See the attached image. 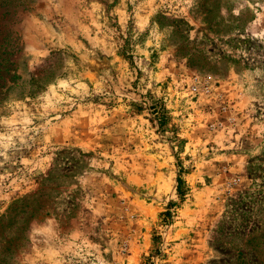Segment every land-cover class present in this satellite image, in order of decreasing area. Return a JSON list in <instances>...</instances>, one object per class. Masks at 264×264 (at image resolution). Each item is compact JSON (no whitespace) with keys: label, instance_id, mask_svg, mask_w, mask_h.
I'll return each instance as SVG.
<instances>
[{"label":"rangeland","instance_id":"374dc122","mask_svg":"<svg viewBox=\"0 0 264 264\" xmlns=\"http://www.w3.org/2000/svg\"><path fill=\"white\" fill-rule=\"evenodd\" d=\"M24 199L0 264H264V0H0Z\"/></svg>","mask_w":264,"mask_h":264},{"label":"trees","instance_id":"16d2710c","mask_svg":"<svg viewBox=\"0 0 264 264\" xmlns=\"http://www.w3.org/2000/svg\"><path fill=\"white\" fill-rule=\"evenodd\" d=\"M178 182H179V189H180V187L182 186V183H183V179H182V177L179 175V177H178ZM26 201V199H24V200H21V201H17L16 203H15V205H13V208H11V210H10V212H9V215L7 216V220L6 221H3L2 223H1V228L0 229H2V227H7V226H10V224H11V220L13 219V217H15L16 216V212H18V211H20L21 210V208H23V203ZM22 205V206H21ZM5 225V226H4Z\"/></svg>","mask_w":264,"mask_h":264}]
</instances>
